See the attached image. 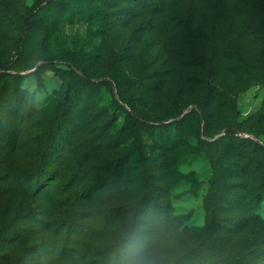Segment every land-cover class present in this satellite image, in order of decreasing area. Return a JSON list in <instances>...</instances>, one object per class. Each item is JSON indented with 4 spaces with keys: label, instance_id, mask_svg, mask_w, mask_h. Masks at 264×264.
Returning <instances> with one entry per match:
<instances>
[{
    "label": "rangeland",
    "instance_id": "1",
    "mask_svg": "<svg viewBox=\"0 0 264 264\" xmlns=\"http://www.w3.org/2000/svg\"><path fill=\"white\" fill-rule=\"evenodd\" d=\"M140 236L264 264V0H0V264Z\"/></svg>",
    "mask_w": 264,
    "mask_h": 264
},
{
    "label": "clouds",
    "instance_id": "2",
    "mask_svg": "<svg viewBox=\"0 0 264 264\" xmlns=\"http://www.w3.org/2000/svg\"><path fill=\"white\" fill-rule=\"evenodd\" d=\"M154 240L143 236L126 242L121 264H159L153 253Z\"/></svg>",
    "mask_w": 264,
    "mask_h": 264
},
{
    "label": "trees",
    "instance_id": "3",
    "mask_svg": "<svg viewBox=\"0 0 264 264\" xmlns=\"http://www.w3.org/2000/svg\"><path fill=\"white\" fill-rule=\"evenodd\" d=\"M37 16V11L33 10L30 13L26 15L23 21V26H22V33L19 39V50L22 52L23 47L25 46V43L27 41V37L31 31L32 25L35 21V18Z\"/></svg>",
    "mask_w": 264,
    "mask_h": 264
}]
</instances>
